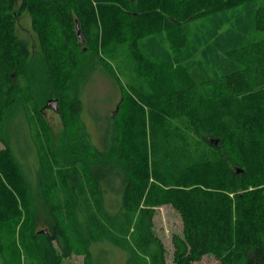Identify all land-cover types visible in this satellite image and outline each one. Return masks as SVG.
I'll list each match as a JSON object with an SVG mask.
<instances>
[{"label":"trees","instance_id":"trees-1","mask_svg":"<svg viewBox=\"0 0 264 264\" xmlns=\"http://www.w3.org/2000/svg\"><path fill=\"white\" fill-rule=\"evenodd\" d=\"M26 11L40 60L17 34ZM261 32L264 0H0V256L19 239L48 250L45 264H58L56 250L93 264V245L108 241L127 264H166L154 218L172 206L183 221L175 264H264ZM98 69L122 92L103 149L81 119ZM51 100L65 124L59 146ZM16 122L39 161L36 193ZM38 197L49 232H37Z\"/></svg>","mask_w":264,"mask_h":264},{"label":"rangeland","instance_id":"rangeland-1","mask_svg":"<svg viewBox=\"0 0 264 264\" xmlns=\"http://www.w3.org/2000/svg\"><path fill=\"white\" fill-rule=\"evenodd\" d=\"M17 34L19 39L27 45L33 60H40L43 57V49L41 47L39 36L34 29L33 17L28 11L22 13L17 21ZM258 39H264V32L258 34ZM123 52L125 54L123 55L124 59L122 62H124L125 58H128V49H124ZM90 57L91 61L89 67L99 62L98 57L93 55H90ZM89 67L86 66L85 72H88ZM125 77L129 80L128 75H125ZM66 99L71 100V93L68 94ZM121 99V89L115 84V81L106 76L103 71L100 70L89 76V80L82 95L83 112L81 114V119L93 145L99 149L104 148V139L108 128L107 117L113 116V113L117 111ZM65 109L67 110L66 107ZM44 116L51 135L59 146L65 131L63 117L59 112H56L51 108L47 110ZM13 138L16 143L15 148L17 155L24 164L26 173L28 174L36 193L38 186L39 161L36 153L31 148V145L26 143L28 141L26 133L19 122H16L13 128ZM3 147L4 144L0 139V149ZM36 204L39 209L37 232H49L51 216L39 197L38 202L36 200ZM154 230L156 236L161 239L166 248V264H175V246L173 238L183 234V221L181 216L172 206L158 208L154 218ZM23 246L24 245L19 239H16L15 242L10 241L9 243H6L5 251L0 256V264H45V257L43 254H40L38 250L35 249H25ZM44 251L47 256L49 253L48 250ZM92 251L95 256L93 264H127L128 262V253L108 241L94 244ZM55 253V261L58 260V264L59 261L60 264H85L83 256H75L73 254L68 257L61 250H56ZM194 264H220V262L213 256H205L200 262Z\"/></svg>","mask_w":264,"mask_h":264},{"label":"water","instance_id":"water-1","mask_svg":"<svg viewBox=\"0 0 264 264\" xmlns=\"http://www.w3.org/2000/svg\"><path fill=\"white\" fill-rule=\"evenodd\" d=\"M77 29H78V35H79L80 41L83 42L84 38H83V35H82V32L80 30V26L79 25H77ZM47 107L55 110L56 112H59L58 100L49 101Z\"/></svg>","mask_w":264,"mask_h":264},{"label":"flooded vegetation","instance_id":"flooded-vegetation-1","mask_svg":"<svg viewBox=\"0 0 264 264\" xmlns=\"http://www.w3.org/2000/svg\"><path fill=\"white\" fill-rule=\"evenodd\" d=\"M44 257H45V263L47 262V260H48V254H47V256H46V252H44Z\"/></svg>","mask_w":264,"mask_h":264}]
</instances>
